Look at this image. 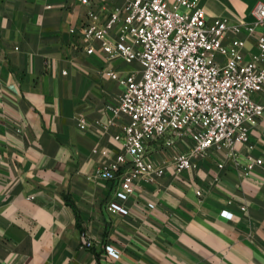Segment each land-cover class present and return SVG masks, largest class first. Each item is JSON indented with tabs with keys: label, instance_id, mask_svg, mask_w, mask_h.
<instances>
[{
	"label": "crops",
	"instance_id": "0c3cea01",
	"mask_svg": "<svg viewBox=\"0 0 264 264\" xmlns=\"http://www.w3.org/2000/svg\"><path fill=\"white\" fill-rule=\"evenodd\" d=\"M199 1L208 17L244 25L226 43L238 35L246 56L257 52L259 0ZM126 2L0 0V264H264V112L235 153L243 165L262 159L249 171L216 149L177 171L173 149L158 139L148 148L167 164L164 174L135 179L128 193L125 167L100 173L124 151L129 121L113 110L125 84L105 68L124 77L140 65L107 55L99 39L84 41L81 27L91 10L104 23ZM252 96L264 102L263 91ZM188 147L178 139L176 148ZM113 200L129 212L110 209Z\"/></svg>",
	"mask_w": 264,
	"mask_h": 264
},
{
	"label": "built area",
	"instance_id": "2783aa9c",
	"mask_svg": "<svg viewBox=\"0 0 264 264\" xmlns=\"http://www.w3.org/2000/svg\"><path fill=\"white\" fill-rule=\"evenodd\" d=\"M253 14L262 30L257 52L248 57L243 37L235 35L225 42L229 31L238 33L244 25L231 23L226 16L208 17L199 0H127L104 23L97 11H90L81 27L84 41L99 39L107 55H122L140 65L124 77L105 68L106 74L125 84L113 110L129 116V121L123 127L124 151L102 168V175L115 177L125 167L121 186L130 193L135 179L164 174L167 164L148 148L158 139L173 149L172 165L177 171L195 166L193 157L210 149L228 151L233 163L245 171L262 161L252 158L243 165L235 154L250 140L251 125L264 112V102L252 96L254 91L264 92V0L256 3ZM245 27L254 29L253 24ZM87 50L92 52L94 47L89 45ZM181 138L188 139L190 147L176 148ZM109 208L129 212L117 200ZM222 214L233 216L228 209ZM83 243L89 245L85 236ZM107 250L119 256L113 245L108 244Z\"/></svg>",
	"mask_w": 264,
	"mask_h": 264
}]
</instances>
